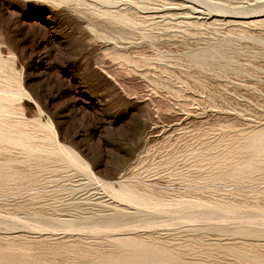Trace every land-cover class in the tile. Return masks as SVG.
Listing matches in <instances>:
<instances>
[{
  "label": "rangeland",
  "instance_id": "obj_1",
  "mask_svg": "<svg viewBox=\"0 0 264 264\" xmlns=\"http://www.w3.org/2000/svg\"><path fill=\"white\" fill-rule=\"evenodd\" d=\"M0 264H264V0H0Z\"/></svg>",
  "mask_w": 264,
  "mask_h": 264
},
{
  "label": "bare ground",
  "instance_id": "obj_2",
  "mask_svg": "<svg viewBox=\"0 0 264 264\" xmlns=\"http://www.w3.org/2000/svg\"><path fill=\"white\" fill-rule=\"evenodd\" d=\"M110 189V188H109ZM117 193V192H116ZM122 193V192H121ZM121 196V195H120ZM126 196V195H125ZM117 202H119V201H117ZM142 202V201H141ZM123 204V203H122ZM145 205V204H144ZM158 206V205H157ZM196 206V205H195ZM192 207V206H191ZM207 207V206H206ZM164 208V207H163ZM143 209V208H142ZM189 211V210H188ZM225 212V211H224ZM233 212V211H232ZM235 214V213H234ZM175 215V214H174ZM195 215V214H194ZM197 217V216H196ZM192 221H194V220H192ZM151 223V222H150ZM147 224V223H146ZM255 226V225H254Z\"/></svg>",
  "mask_w": 264,
  "mask_h": 264
}]
</instances>
